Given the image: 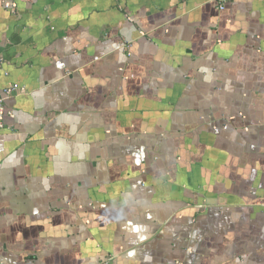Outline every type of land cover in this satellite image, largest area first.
I'll list each match as a JSON object with an SVG mask.
<instances>
[{"label": "crops", "instance_id": "obj_1", "mask_svg": "<svg viewBox=\"0 0 264 264\" xmlns=\"http://www.w3.org/2000/svg\"><path fill=\"white\" fill-rule=\"evenodd\" d=\"M0 60V264H264V0H0Z\"/></svg>", "mask_w": 264, "mask_h": 264}, {"label": "built area", "instance_id": "obj_2", "mask_svg": "<svg viewBox=\"0 0 264 264\" xmlns=\"http://www.w3.org/2000/svg\"><path fill=\"white\" fill-rule=\"evenodd\" d=\"M16 8L15 4H6V9L8 10H14ZM220 9L223 10V5H220ZM2 60H0V70L2 67ZM19 92V87L16 85H12L9 87H6L2 91H0V132L7 129L6 126V118H12L13 114L10 112H7L5 104L6 99L15 96Z\"/></svg>", "mask_w": 264, "mask_h": 264}]
</instances>
